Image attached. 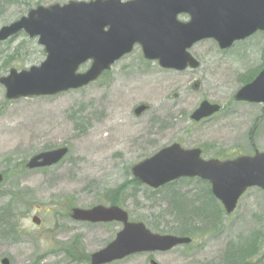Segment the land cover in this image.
Here are the masks:
<instances>
[{
    "label": "rangeland",
    "instance_id": "374dc122",
    "mask_svg": "<svg viewBox=\"0 0 264 264\" xmlns=\"http://www.w3.org/2000/svg\"><path fill=\"white\" fill-rule=\"evenodd\" d=\"M70 1L91 0H0V27L32 8ZM262 44L260 34L225 55L211 41L198 46L193 54L203 68L190 80L145 62L136 48L100 81L57 97L10 102L0 85V262L88 264V257L107 246L117 229L73 225L70 208L119 205L131 220L155 233L196 238L162 264H264L263 192L248 190L231 216L216 208L195 212L208 201L203 186L191 192L180 181L158 193L135 183L131 174L136 163L173 143L187 149L203 145L209 157L219 151L220 158L250 154L253 146L264 152L263 107L233 104L232 96L262 69ZM44 59L37 40L22 33L0 44V78ZM199 74L206 98L213 94L226 109L215 123L189 127L186 118L202 97L182 83ZM176 92L179 100L173 102L170 95ZM144 102L151 105L150 112L133 117V107ZM62 147L69 154L58 166L26 170L33 156ZM174 196L180 202H169ZM34 216L41 227L32 224ZM115 264L147 263L133 257Z\"/></svg>",
    "mask_w": 264,
    "mask_h": 264
},
{
    "label": "water",
    "instance_id": "95a60500",
    "mask_svg": "<svg viewBox=\"0 0 264 264\" xmlns=\"http://www.w3.org/2000/svg\"><path fill=\"white\" fill-rule=\"evenodd\" d=\"M188 14L191 23L181 25L176 18ZM24 29L31 38L39 37L47 58L40 67L2 78L9 100L35 96H54L69 89H78L96 81L120 57L131 53L134 45L142 47L144 57L158 60L161 67L185 69L193 64L186 50L195 42L214 39L222 49L235 41L264 31V0H96L88 3L70 2L64 7L32 10L27 17L2 28L0 42ZM93 64L88 73L76 75L80 65ZM237 100L264 102V71L250 86L237 94ZM145 106L136 110L140 115ZM218 108H216L217 110ZM204 106L199 112L205 113ZM205 115V114H204ZM202 114V116H204ZM206 116V115H205ZM65 149L40 154L28 167H49L60 162ZM198 151H183L173 146L133 170L145 184L159 188L180 177H202L213 184V194L225 205L227 213L235 210L238 199L249 187L264 190V154L244 157L233 162H203ZM2 176L0 175V182ZM119 209L96 207L92 211L75 210V218L92 222L121 220ZM36 224L39 222L34 219ZM189 242L158 237L142 224L126 225L114 243L97 252L91 264H108L134 252L150 249L169 250ZM158 250V249H157ZM9 264L7 260L2 262Z\"/></svg>",
    "mask_w": 264,
    "mask_h": 264
},
{
    "label": "flooded vegetation",
    "instance_id": "af4514ba",
    "mask_svg": "<svg viewBox=\"0 0 264 264\" xmlns=\"http://www.w3.org/2000/svg\"><path fill=\"white\" fill-rule=\"evenodd\" d=\"M209 96H214L213 94H210ZM211 123V121L209 122V121H204V122H202V124L203 125H209ZM192 126L194 125V124H191ZM202 152H203V150H202ZM204 153V152H203ZM212 159H217V160H220V153L219 152H217L214 156H212L211 157ZM69 212H71V211H69ZM69 215V217H71V214L69 213L68 214ZM75 222V221H74ZM73 225H76V226H80V223H78V222H76V223H73ZM116 227L117 228H121L122 227V225L121 224H119V223H117L116 224ZM169 253H158V252H156V253H151V254H147V253H143V254H141L140 256L142 257V258H144V260H145V262L147 263V264H152V261H155V262H157L158 264H160L161 262H160V259H162V258H164L166 255H168ZM160 262V263H159Z\"/></svg>",
    "mask_w": 264,
    "mask_h": 264
}]
</instances>
